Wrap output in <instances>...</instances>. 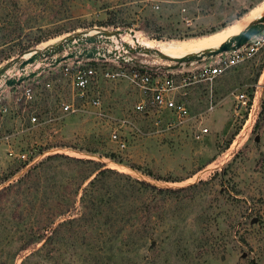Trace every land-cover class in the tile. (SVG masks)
I'll use <instances>...</instances> for the list:
<instances>
[{"label": "rangeland", "instance_id": "rangeland-1", "mask_svg": "<svg viewBox=\"0 0 264 264\" xmlns=\"http://www.w3.org/2000/svg\"><path fill=\"white\" fill-rule=\"evenodd\" d=\"M263 12L264 0H0V66L97 28L180 56L219 45ZM109 41L100 42V54ZM132 58L173 64L155 53ZM43 66L19 84L1 82L0 264H264V46L216 76L210 94L203 84L180 88L189 114L174 126L163 114L132 112L139 95L124 79L97 76L91 91L100 115L71 89L64 67L73 68V59L53 67L38 61L25 71ZM23 86L32 88L30 101L19 98ZM237 92L256 103L248 125L250 108L238 111ZM61 101L74 111L61 112ZM115 128L124 148L110 139ZM201 128L207 131L196 138ZM109 155L123 167L111 166ZM100 165L114 171L89 185L95 172L84 177ZM121 174L183 188L140 191Z\"/></svg>", "mask_w": 264, "mask_h": 264}, {"label": "built area", "instance_id": "built-area-1", "mask_svg": "<svg viewBox=\"0 0 264 264\" xmlns=\"http://www.w3.org/2000/svg\"><path fill=\"white\" fill-rule=\"evenodd\" d=\"M108 37L102 41H109ZM100 42L95 45L98 55L91 58H71L74 60L75 66L73 68H69V66L64 67L66 74L69 73L72 91L77 96L88 98L87 102L96 107L99 114L102 115L100 98L91 91L97 76L99 75L100 77L108 79H124L131 84L139 95L138 100L132 105V112L155 117H162L163 114L167 116L166 124L174 126L184 122L189 114L184 101L177 96L179 89L194 84H203L206 92L210 94L216 76L223 73L227 67L250 57L259 48L264 46V28L259 33L252 35L240 47L215 55L212 61L202 62V60H199L181 63L175 68L168 66L160 68L158 65L148 64L145 59L137 61L135 58H132L133 53L129 52L124 45H121V49H119L117 42L112 43L111 40L109 41L111 44H108V47L104 49L106 52L103 51L100 54L98 53V50L102 49L99 47ZM91 46V44H85L83 47L90 48ZM83 47L79 46L77 50L80 51ZM138 54L144 55L142 53ZM105 61L115 63L117 69L110 68L105 64ZM260 85L262 87L264 84ZM45 87L49 88V83H46ZM183 94H185V91L182 92ZM233 96L237 101L236 108L238 111L242 109L246 110L248 107L250 108L244 121L247 125L250 122L252 123L256 106L254 99L250 101L244 92H237ZM21 97L25 101H30L33 98L31 86H23L19 98ZM58 104L61 112H71L75 109L71 102L61 101ZM3 110L6 111V108ZM28 120L31 123L38 122V117L35 112L29 114ZM125 120L126 118H123L122 122ZM206 131V128H201L195 137L200 138ZM110 139L119 148H124L127 144L126 137L117 128L111 131ZM9 155L18 158L25 157L24 153H14L12 150H9Z\"/></svg>", "mask_w": 264, "mask_h": 264}, {"label": "water", "instance_id": "water-1", "mask_svg": "<svg viewBox=\"0 0 264 264\" xmlns=\"http://www.w3.org/2000/svg\"><path fill=\"white\" fill-rule=\"evenodd\" d=\"M263 28L264 13L258 18L250 21L240 32L220 43L217 48L203 49L195 53H188L176 57L168 56L156 48H141L137 45L128 48L126 44H124V47L127 48L131 53H155L160 58L172 61L173 64L168 65V67L175 68L181 63L199 61L203 58L212 57L221 52L238 48L243 45L252 35L259 33ZM97 29L99 30H97V32L93 34L88 33V31L71 33L53 44L47 45L45 47H36L29 49L24 53L18 55L17 57L4 62L0 66V87L2 81L6 86H12L24 82L36 76L38 73H40L41 70L46 69L47 66H43L37 68L36 70H30L28 72L25 71V68L27 66L33 65L38 61H48L49 66L53 67L60 62L66 61L71 58H91L95 55H98L97 48L95 47L96 43L102 41L103 39H106L105 37H108L112 34H116V36H118L119 32L117 30L109 31L100 28ZM129 31L130 33H134L132 30ZM85 44H91L92 46L90 48H85L83 47ZM78 45L83 47L80 51L75 49L68 52H62L64 49H70L71 47H77ZM11 69L18 70L20 74L9 76L8 71Z\"/></svg>", "mask_w": 264, "mask_h": 264}, {"label": "trees", "instance_id": "trees-1", "mask_svg": "<svg viewBox=\"0 0 264 264\" xmlns=\"http://www.w3.org/2000/svg\"><path fill=\"white\" fill-rule=\"evenodd\" d=\"M39 42H40V40H36L35 43L33 44V46L38 44ZM88 153H90V152H88ZM91 153H93V152H91ZM57 155L58 154L55 153V154H52V155H48L47 157L48 158H53V157H55ZM67 157H71V156H67ZM108 158H110L113 162L121 163V160L116 159L114 157V155H109ZM71 159H74V160H77V161H92L89 158L84 159V158H77V157L74 158L73 157ZM130 167L133 168V169H137V167L134 166V165H130ZM113 171L114 170L111 169V168L102 167V165H100V166L96 167L93 171H91L90 174L85 176L84 180L88 179L90 177V175L93 172H95L93 178L88 181V184L92 185L100 177H104V176L106 177L108 172H113ZM121 175L125 176L127 180L131 181V183H130L131 186L134 187L135 186L134 184H138L137 186H135V188H136V190L138 189L140 191H146L148 189H151V190H154L155 192H159V193H166V192H175L176 193V192H179L183 188V187H159V186H156V185H154V184H152L150 182H147L145 180L131 178L130 176H128L126 174H121ZM157 179H162V178H157ZM162 180L169 181L168 179H162ZM32 243H34V241L30 242L29 244H26L24 246V248L32 247Z\"/></svg>", "mask_w": 264, "mask_h": 264}, {"label": "bare ground", "instance_id": "bare-ground-1", "mask_svg": "<svg viewBox=\"0 0 264 264\" xmlns=\"http://www.w3.org/2000/svg\"><path fill=\"white\" fill-rule=\"evenodd\" d=\"M264 13V12H263ZM262 13V14H263ZM262 14H260L259 16H261ZM258 16V17H259ZM257 17V18H258ZM95 32H97V30H93V31H88V33H90V34H93V33H95ZM105 38H107V37H105ZM108 38H115V41H117L118 42V40H117V38L118 39H120V43L118 44L119 46H118V48L119 49H121V45H124V44H126L127 45V47L129 48V47H134V46H139V47H141V48H150V47H146V46H141V45H139L138 44V41H137V39H136V36H134V38L135 39H131L130 41H124L123 39H121L120 38V34L118 35V36H116V34L114 35V34H112L110 37H108ZM219 45H217V46H214V47H208V48H204V49H213V48H217ZM157 49V48H156ZM159 50V49H158ZM203 50V49H202ZM161 51V50H160ZM199 51H201V50H199ZM162 52V51H161ZM196 52H198V51H196ZM98 53H100V51L98 50ZM163 53V52H162ZM191 53H195V52H191ZM165 54V53H164ZM186 54H188V53H186ZM167 55V54H166ZM182 55H184V54H182ZM181 56V55H180ZM174 57H176V56H174ZM18 74H20V73H18ZM110 165L111 166H113V167H115V168H121V167H123V165L122 164H118V163H113V162H110Z\"/></svg>", "mask_w": 264, "mask_h": 264}]
</instances>
